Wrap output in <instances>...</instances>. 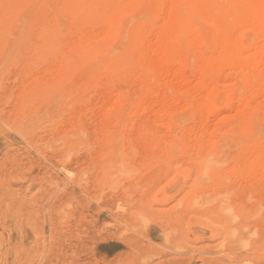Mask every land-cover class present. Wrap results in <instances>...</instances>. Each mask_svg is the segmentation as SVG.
Instances as JSON below:
<instances>
[{
	"label": "rangeland",
	"instance_id": "1",
	"mask_svg": "<svg viewBox=\"0 0 264 264\" xmlns=\"http://www.w3.org/2000/svg\"><path fill=\"white\" fill-rule=\"evenodd\" d=\"M80 1L0 0V264H264V3Z\"/></svg>",
	"mask_w": 264,
	"mask_h": 264
},
{
	"label": "bare ground",
	"instance_id": "2",
	"mask_svg": "<svg viewBox=\"0 0 264 264\" xmlns=\"http://www.w3.org/2000/svg\"><path fill=\"white\" fill-rule=\"evenodd\" d=\"M81 1H82V0H81ZM81 1H80V2H81ZM229 1H230V0H229ZM260 1H261V3H262V2L264 3V0H260ZM226 2H227V1H226ZM81 3H84V4H82V5H86L84 1H82ZM81 3H80V4H81ZM221 3H222V2H221ZM77 4H78V2L76 3V6L78 7L80 4H79V5H77ZM234 4H235V3H234ZM256 4H257V2H256ZM220 5H221V4H220ZM262 5L264 6V4H261V6H262ZM76 6H75V7H76ZM237 6H238V5H237ZM257 6H258V5H257ZM82 7L85 8L86 6H81V7H80L81 10H82ZM234 7H235V9H237V8H236V5H234ZM234 7H233V8H234ZM259 7H260V6H258L257 8H259ZM86 9H87V8H86ZM86 9H85V10H86ZM88 9H89V8H88ZM88 9H87V11H88ZM76 10H77V8H76ZM83 10H84V9H83ZM83 10H82V11H83ZM77 11H78V10H77ZM229 11L231 12V10H229ZM78 12H79V11H78ZM85 12H86V11H84V13H85ZM89 12H90V11H89ZM86 13H87V12H86ZM219 13H220V11H219ZM221 13H222V12H221ZM230 14H231V13H230ZM230 14H229V15H230ZM232 15H233V14H231L230 17H232ZM227 16H228V15H227ZM230 17H229V18H230ZM235 19H236V18H235ZM232 20H233V19H232ZM236 20H237V19H236ZM228 21H229V20H228ZM234 21H235V20H234ZM234 21H232L231 23H233ZM239 21H240V20H239ZM224 23H226V22H224ZM237 23H238V22H237ZM235 24H236V23H235ZM235 24H234V25H235ZM223 25H224V24H223ZM232 25H233V24H232ZM232 25H229V28H230V26H232ZM225 26H226V25H225ZM236 26H237V24H236ZM232 29H233V28H232ZM232 29H231V30H232ZM224 32H225V31H224ZM230 36H231V35H230ZM226 43H227V42H226ZM226 43H225V44H226ZM230 45H231V44H230ZM230 45H229V46H230ZM223 46H224V45H223ZM224 51H225V50H224ZM232 57H233V56H232ZM224 59H225V58H224ZM235 59H236V58H235ZM235 61H236V60H235ZM224 64H225V63H224ZM230 65H231V64H230ZM233 65H234V64H233ZM140 68H141V67H140ZM139 82H140V81H139ZM133 100H134V99H133ZM251 120H252V119H251ZM249 132H250V131H249ZM200 133H201V132H200ZM198 135H199V134H198ZM209 137H210V136H209ZM258 145H260V144H258ZM246 146H247V145H246ZM261 146H263V145H261ZM22 202H24V201H22ZM19 204H20V202H19ZM25 204H26V203H25ZM23 205H24V203H23ZM23 205H22V206H23ZM19 206H20V205H19ZM19 208H20V207H19ZM22 230H23V229H22Z\"/></svg>",
	"mask_w": 264,
	"mask_h": 264
}]
</instances>
